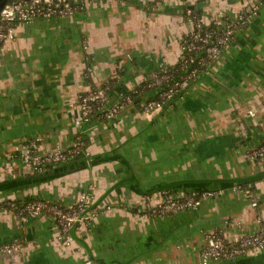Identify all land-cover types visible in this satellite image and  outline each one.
<instances>
[{
	"label": "crops",
	"instance_id": "crops-1",
	"mask_svg": "<svg viewBox=\"0 0 264 264\" xmlns=\"http://www.w3.org/2000/svg\"><path fill=\"white\" fill-rule=\"evenodd\" d=\"M82 1L74 15L19 24L0 46V245H25L1 264H200L205 232L234 238L264 230V158L248 155L264 141V0ZM255 6L211 74L172 107L147 116L129 106L113 121L75 124L80 95L114 73L132 91L149 71L180 61L188 10L211 22L249 17ZM81 139L92 158L85 167L38 179L22 163L27 147L45 153ZM233 177H251L250 193L224 188L197 209L165 218L148 214L140 191ZM90 190L98 213L73 227L71 245L49 215L22 221L4 207L28 197L70 206ZM165 191L149 194L151 202ZM241 258L212 264H264V251Z\"/></svg>",
	"mask_w": 264,
	"mask_h": 264
},
{
	"label": "built area",
	"instance_id": "built-area-1",
	"mask_svg": "<svg viewBox=\"0 0 264 264\" xmlns=\"http://www.w3.org/2000/svg\"><path fill=\"white\" fill-rule=\"evenodd\" d=\"M83 7L82 0H12L2 11L0 19V46L16 36L19 24H29L39 19L71 16ZM257 11L254 7L249 17L236 16L214 19L208 22L200 16H195L192 11H187L186 30L179 41L181 59L177 64L161 65L159 69L147 73L139 88L127 92H117L113 96V81L120 79V74L114 73L106 82L95 86L85 94L80 95L78 108L80 115L75 120L78 127L95 121L115 120L120 112L129 106H136V93L144 90L158 88V95L154 98H140V110L144 115H151L156 110L164 107H172L176 98H182L188 92L189 86L199 77L209 75L213 65L231 40L240 30L247 18L252 17ZM255 116V112L249 111ZM93 116H95L93 118ZM85 140H77L66 147L41 153L34 148L27 147L22 155V163L31 166L34 173L45 172L49 166L57 167L69 161L80 153L90 157ZM248 155L252 159L264 158L263 143L251 149ZM233 192L249 194L251 184L234 185ZM94 191V190H93ZM84 192L77 202L70 206H64L60 202L48 199H35L17 205L15 201L9 200L4 203L5 208L16 211L22 221L37 217L42 213L49 215L60 227V239L67 245L75 241L72 235L74 226L89 224L98 210L93 205L95 193ZM223 189L206 190L201 193L167 192L165 198L160 202L152 203L149 196L145 197L148 214L165 218L171 214H177L192 209H197L202 204L204 197H213L222 193ZM252 206H257V201L252 199ZM24 241L15 240L0 245V264L3 257L14 255L24 249ZM264 251V230L250 234H241L229 238L226 231L205 232V245L199 253L200 264H212L221 259H235L238 257H249ZM85 264H95L94 260L87 258Z\"/></svg>",
	"mask_w": 264,
	"mask_h": 264
},
{
	"label": "trees",
	"instance_id": "trees-1",
	"mask_svg": "<svg viewBox=\"0 0 264 264\" xmlns=\"http://www.w3.org/2000/svg\"><path fill=\"white\" fill-rule=\"evenodd\" d=\"M112 88H114L116 91L118 92H127L125 86H124V82L119 79V80H115L113 81V84H112ZM145 94L147 96H145ZM136 95L138 97H140L141 99L145 96V97H150V98H154L158 95V88H152V89H147V90H144L143 92L141 93H136ZM179 98H176L175 99V102L178 100ZM137 105V104H136ZM95 116H93L94 118ZM85 149H88L87 148V145L86 147H84ZM89 164H92V158L91 156L90 157H86L85 154L82 152L78 155H76L75 157L71 158L69 161L65 162V163H62L60 164L59 166L57 167H53V166H49V168L47 169V173L44 174L43 172H40V173H37V174H40V175H36L35 178H38V179H41L43 178V176H47V175H50V174H62L63 173H66L65 171H67L66 169H70L69 170H75L77 169V167H85L86 165H89ZM65 168V171H63V169ZM217 179H220V178H217ZM227 183V182H226ZM249 183L251 182H244V183H239V184H235V185H248ZM136 185V184H135ZM162 185V184H160ZM198 184H193V185H189L188 187H191L192 189L193 188H196L198 187L197 186ZM205 186H207L208 184H204ZM210 185H213V184H210ZM216 185H220L218 183L215 184ZM137 186V185H136ZM159 185H156L155 187H158ZM209 186V185H208ZM207 186V187H208ZM234 186V185H233ZM232 187V186H231ZM230 188V187H229ZM185 189H188V188H185V185H181V184H176L174 185L173 189L171 190L172 192H178V190H185ZM218 189H223L221 188V186L218 187ZM252 189V188H251ZM202 192H200L198 195L200 196ZM35 199H40V198H37V197H28V198H25L24 200H16L15 203L17 205H20L24 202H27V201H30V200H35ZM249 264V263H247Z\"/></svg>",
	"mask_w": 264,
	"mask_h": 264
},
{
	"label": "water",
	"instance_id": "water-1",
	"mask_svg": "<svg viewBox=\"0 0 264 264\" xmlns=\"http://www.w3.org/2000/svg\"><path fill=\"white\" fill-rule=\"evenodd\" d=\"M12 2V0H0V19L3 9ZM136 102L138 106H140V98H136ZM252 180L251 177H233V178H220V179H185V180H174L170 181L168 183H164L162 185H159L158 187H153L152 189L143 191L140 190L142 193L149 195L155 192H161L165 190H172L174 185L181 184L185 185V188L192 189L191 187H188L189 185L198 184L196 188H193L194 191L201 192L203 190H208L210 186L215 185L216 183L220 184L221 188H229L235 184L244 183V182H250ZM227 182V183H226ZM204 184H208L205 186ZM213 184V185H210ZM137 187L138 184H136ZM75 227V226H74ZM97 262H101L100 259H95Z\"/></svg>",
	"mask_w": 264,
	"mask_h": 264
},
{
	"label": "rangeland",
	"instance_id": "rangeland-1",
	"mask_svg": "<svg viewBox=\"0 0 264 264\" xmlns=\"http://www.w3.org/2000/svg\"><path fill=\"white\" fill-rule=\"evenodd\" d=\"M211 190H212V189H211ZM203 191H206V190H203ZM203 191H201V192H203ZM194 192H196V191H194ZM191 193H192V192H191ZM193 194H194V193H193ZM241 259H246V258H245V257H244V258L242 257ZM223 261H224V262H229V261H230V263L233 262L232 260H229V259H221V260H218V261H216V262H223ZM244 262H246V261H244ZM213 263H214V262H213Z\"/></svg>",
	"mask_w": 264,
	"mask_h": 264
}]
</instances>
